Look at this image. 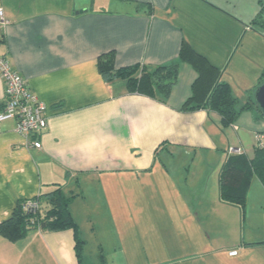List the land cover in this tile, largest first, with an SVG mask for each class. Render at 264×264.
I'll return each instance as SVG.
<instances>
[{
	"label": "crops",
	"instance_id": "obj_1",
	"mask_svg": "<svg viewBox=\"0 0 264 264\" xmlns=\"http://www.w3.org/2000/svg\"><path fill=\"white\" fill-rule=\"evenodd\" d=\"M233 1L0 0L7 22L0 55L45 104L47 121L40 149L26 145L15 121L0 123V223L19 202L59 186L74 196L69 210L85 240L79 227L84 206L136 209L146 199L155 211L144 225L161 248L154 253L162 257L157 264H264V223L249 224L256 234L244 240L245 204L241 208L219 195L232 131L221 126L216 112L181 109L191 94L194 68L179 62L166 103L130 93L123 80L105 81L97 68L98 57L107 53L115 69L170 64L186 41L220 68L231 89L223 75L226 59H236L233 66L252 61L243 88L254 87L264 72V29L251 22L264 10V0H253L243 16ZM3 103L0 78V109ZM237 120L231 126L242 148L245 133L264 131V119L253 111ZM254 149L241 151L251 159ZM213 194L242 215L239 220L201 217L196 210L206 209ZM246 196V209L264 215V187L257 178ZM239 238V252L232 254ZM74 245L71 229H33L17 241L0 235V264H79ZM226 257L234 260L226 263ZM83 264L91 263L84 258Z\"/></svg>",
	"mask_w": 264,
	"mask_h": 264
},
{
	"label": "trees",
	"instance_id": "obj_2",
	"mask_svg": "<svg viewBox=\"0 0 264 264\" xmlns=\"http://www.w3.org/2000/svg\"><path fill=\"white\" fill-rule=\"evenodd\" d=\"M251 23V27L253 25L264 29L263 9ZM179 62L188 63L196 72V78L191 84V94L183 102L182 110L204 109L216 112L220 116V124L223 128L234 124L244 111H253L258 118L264 119L252 97L254 89L264 82V72L256 85L248 92L244 102L239 103L230 85L221 80L220 68L212 65L205 56L196 52L186 41L181 44L178 61L170 64L159 66L135 64L115 69L113 54L107 53L98 57L97 68L105 81L123 80L130 93L166 103L178 79ZM252 177H256L264 187V148L255 147L251 159L244 153L228 155L220 172V199L242 208ZM73 197L66 196L59 186H55L51 191L31 198L37 199L40 203V210L36 214L24 212L22 202H19L11 216L0 223V235L9 241H17L33 229L41 231L71 229L74 234L77 261L83 264L82 251L85 240L80 237L78 225L69 210ZM99 259L102 264H106L103 255H100Z\"/></svg>",
	"mask_w": 264,
	"mask_h": 264
},
{
	"label": "rangeland",
	"instance_id": "obj_3",
	"mask_svg": "<svg viewBox=\"0 0 264 264\" xmlns=\"http://www.w3.org/2000/svg\"><path fill=\"white\" fill-rule=\"evenodd\" d=\"M233 5H235V9L238 8L240 10V15L243 16L244 14H248V9L250 10L253 8V0H234ZM233 12L236 13V10ZM248 26L249 24L245 25L244 29ZM246 31L253 30L248 29ZM253 48L249 49L250 54L255 52ZM226 60V66L224 69H227V67L228 69L223 73V75L230 79L233 90L232 93L237 99L241 100L243 99L245 92L249 89L251 90L253 87L250 86L248 89L246 88V90L243 88L244 84H248L246 81L243 82V78L250 77V69L253 67L251 64L252 61H242L239 64H235L233 66V62H235L236 59H234L232 62H230V58ZM254 83L256 84L257 82ZM243 102L244 100H242V103ZM242 116H244V114ZM239 126H242L241 121L239 122ZM228 129L233 133L232 141H230L231 144L229 146L232 148L241 147L235 136L239 131H235V134L232 126L227 127L225 130ZM243 130L245 129L243 128ZM255 134L256 132L252 134L248 132L245 133L243 139V148L241 147V149H243L242 151L247 152L248 154L253 152V147H255L256 144ZM254 178L256 177H252L250 185ZM247 200L250 199L246 196L243 215L248 222V227L244 230V240L249 237H253V235L256 234V230H254L256 226L250 228L249 224H256L257 222H259V224L264 223V215L258 214V212L252 214V209H246ZM141 201H143L142 204H139L136 209L126 206H116L114 208L108 204L104 205L102 209H96L94 206H84V210L80 211L79 216V227L81 232H83L86 237L85 246L83 247L82 251L83 260L85 258L91 264H102L99 257L100 255H103L106 264H135L136 261H139L138 264H157L161 262L162 257L160 254L159 258L154 256V253L157 251L160 252L161 248L158 250L156 247V242H153L154 235L149 232L151 227L144 225V222H151L155 218V211L149 208L148 203H146V199ZM250 206L251 201L249 202V207ZM101 211L103 212L102 218L100 214ZM196 212L201 215V217L223 221L234 218L239 220V218L242 216L237 214L233 209L220 204L217 196L214 194L213 198H211L210 205L206 209L203 208L196 210ZM186 216L190 217V213L187 212ZM240 239L242 238H239L237 245H233V250H235L233 251L234 254L239 252L238 246L241 242ZM152 244L153 247L151 248ZM233 260L234 257H230L229 260L226 257L225 262H232Z\"/></svg>",
	"mask_w": 264,
	"mask_h": 264
},
{
	"label": "built area",
	"instance_id": "obj_4",
	"mask_svg": "<svg viewBox=\"0 0 264 264\" xmlns=\"http://www.w3.org/2000/svg\"><path fill=\"white\" fill-rule=\"evenodd\" d=\"M7 22L0 15V34ZM0 78L4 83V103L0 109V123L5 120L15 121V132L24 138L28 147L40 149L39 137L47 128L46 106L27 87L23 78L12 71L9 61L0 55ZM255 147L264 148V131L256 132ZM242 153L239 148H229L228 155ZM22 210L36 214L40 210L37 199L22 202ZM234 254V252L232 253Z\"/></svg>",
	"mask_w": 264,
	"mask_h": 264
},
{
	"label": "water",
	"instance_id": "obj_5",
	"mask_svg": "<svg viewBox=\"0 0 264 264\" xmlns=\"http://www.w3.org/2000/svg\"><path fill=\"white\" fill-rule=\"evenodd\" d=\"M252 97L255 105L264 117V82L254 89Z\"/></svg>",
	"mask_w": 264,
	"mask_h": 264
}]
</instances>
